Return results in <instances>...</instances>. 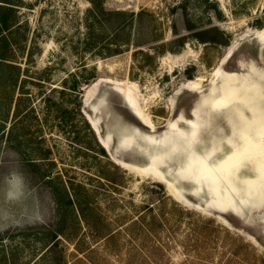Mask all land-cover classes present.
<instances>
[{
    "label": "rangeland",
    "instance_id": "1",
    "mask_svg": "<svg viewBox=\"0 0 264 264\" xmlns=\"http://www.w3.org/2000/svg\"><path fill=\"white\" fill-rule=\"evenodd\" d=\"M3 1L25 81L0 121V264H264L261 120L208 103L226 75L264 90V0Z\"/></svg>",
    "mask_w": 264,
    "mask_h": 264
},
{
    "label": "bare ground",
    "instance_id": "2",
    "mask_svg": "<svg viewBox=\"0 0 264 264\" xmlns=\"http://www.w3.org/2000/svg\"><path fill=\"white\" fill-rule=\"evenodd\" d=\"M258 39L261 40V42H264V29L259 31V37H257ZM232 53L228 54L227 58L231 56ZM216 75L218 77H221L220 72H217ZM222 78V77H221ZM241 78V77H240ZM239 78V76L236 75H226L222 78L224 85H226V89H224V92L221 93L219 96L215 97V98H211L210 100H208V103L210 102L211 105H214L217 108H227L235 103H242L245 107L247 106L250 107L249 109H252V113L254 114L255 118H260L261 121H259L260 123L258 124V128H257V134L260 137V135L262 137H264V90L261 91L258 86H256V84H254V86H243L241 83V79ZM219 79V78H218ZM117 87H115V90L122 95L125 98V94H127L128 98H127V102L130 101V109L131 111L136 115L139 116L140 118H142L143 120H146L144 118V114L141 110V107H138V103H136V101L134 100V98H132V96L129 94V90L125 89L123 91V87H121L120 85H116ZM189 88L191 90H196L197 89V83L195 82H190L189 83ZM122 91V92H121ZM124 92V94H123ZM261 104L263 105V107L261 106ZM262 107V108H261ZM94 112H97V110L95 109ZM138 117V118H139ZM99 123L100 121L97 120V124L95 122H93V127L97 128L98 131H100L99 129ZM174 126V125H173ZM260 128V129H259ZM258 137V138H259ZM247 138V139H245ZM260 139V138H259ZM240 140H241V145L238 146L237 148H234L232 150V152L229 155L228 158H224L223 160H227L229 158H234L235 156H238L242 153V151L245 150L246 145H250L253 142V139L251 137L248 138L244 137V136H240ZM247 140V144L245 145V141ZM131 144V142H128V145ZM244 144V145H243ZM127 145V144H126ZM105 146L108 147V143H105ZM105 147V148H106ZM222 162V161H221ZM204 163H202L201 161H196V160H192L191 163L187 166V168L189 170L192 169H196L198 170V178H203L202 180H209V179H215V177L212 175L214 173L209 174L208 171L206 170V168L204 167V165H202ZM123 166L129 167L128 165H125V163H123ZM161 166H165V163ZM132 168V167H131ZM221 169L223 170V168L221 167ZM145 171H149V172H154L155 175L157 177H159V181L163 182V183H167L165 176L162 174V172L160 171L159 168L155 167V166H151L148 165V167L145 169ZM158 172L160 173V175L162 174V176H160L158 174ZM226 172H229V170H227ZM177 173H179V171H177ZM180 174V173H179ZM168 184V183H167ZM167 187L169 188L171 194L179 199L180 197V193L177 192L174 188V186L172 185H167Z\"/></svg>",
    "mask_w": 264,
    "mask_h": 264
},
{
    "label": "trees",
    "instance_id": "3",
    "mask_svg": "<svg viewBox=\"0 0 264 264\" xmlns=\"http://www.w3.org/2000/svg\"><path fill=\"white\" fill-rule=\"evenodd\" d=\"M0 91L6 93V97L0 96L3 101L0 104V121L2 122L1 129L5 133L8 119L10 117L9 108L15 101L16 90L19 84L24 82L22 78L21 66L14 60V45L10 35L14 33V29L20 26L19 22L9 21L2 15V11L7 10L13 14L14 7L10 2L0 0ZM7 3V4H6ZM15 15V14H14ZM9 33V34H8ZM19 102L21 98H18ZM18 104V101H17ZM13 127L9 128L8 134H11Z\"/></svg>",
    "mask_w": 264,
    "mask_h": 264
},
{
    "label": "water",
    "instance_id": "4",
    "mask_svg": "<svg viewBox=\"0 0 264 264\" xmlns=\"http://www.w3.org/2000/svg\"><path fill=\"white\" fill-rule=\"evenodd\" d=\"M121 96H122V95H121ZM122 97H123V96H122ZM123 98H124V97H123ZM124 99L127 100V98H124ZM95 109L98 111L97 107H94V108H93V110H95ZM96 124H97V122H96ZM141 171H142V170H141ZM185 174H186V173H185ZM183 176L185 177V175H183Z\"/></svg>",
    "mask_w": 264,
    "mask_h": 264
}]
</instances>
